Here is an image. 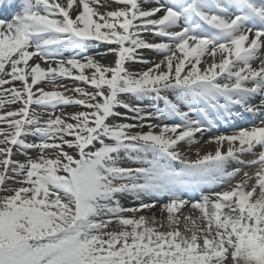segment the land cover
Instances as JSON below:
<instances>
[{
	"label": "snow or ice",
	"instance_id": "snow-or-ice-1",
	"mask_svg": "<svg viewBox=\"0 0 264 264\" xmlns=\"http://www.w3.org/2000/svg\"><path fill=\"white\" fill-rule=\"evenodd\" d=\"M13 104L0 264H264V0H21L0 19Z\"/></svg>",
	"mask_w": 264,
	"mask_h": 264
},
{
	"label": "bare ground",
	"instance_id": "bare-ground-1",
	"mask_svg": "<svg viewBox=\"0 0 264 264\" xmlns=\"http://www.w3.org/2000/svg\"><path fill=\"white\" fill-rule=\"evenodd\" d=\"M0 2H1V0H0ZM4 6L5 7L7 6V8L9 7L10 12L9 11L7 12L6 10H4V9L1 8L0 9V19L10 20L15 14H17V13H19L21 11V5L20 4H16V3L15 4L14 3H7L6 4L5 3ZM113 7H114V5H113ZM103 50H104L103 48L89 49V53L91 54V53H95L97 51H103ZM67 55H68V53H65V56H67ZM145 55H146L147 58L154 59V60H157V58L159 57L158 55H156L154 53H149V52H146ZM97 58L99 59V57H97ZM111 61H112V57H108V58L104 59L102 62L105 63V64H110ZM42 66L47 67V65H42ZM137 67H141V66H137ZM64 83H67L68 84V83H70V81H65ZM15 86L18 87L19 86V82H16L15 83ZM5 87H9V86L8 85H5ZM257 99H259V98H257ZM160 107H163V105H161ZM70 112H73V110H71ZM249 121H250L249 123L255 122V121H253L251 119H249ZM164 122H166V123H172L174 121H172V120H165ZM238 123L242 124L243 126L247 125V123L245 124V122H238ZM228 130L229 129H228V127L226 125H223L222 124L220 126V131L221 132H225V131H228ZM207 135L210 136V133L205 134L204 137L200 140V145H203V147H201L200 145H195V146L192 147L191 151L188 152V155H189L190 158H195V152L197 150L201 151V153H203L205 151L212 150V148L214 146H212V145H205L204 144V140L206 141L207 139H209L208 138L209 136H207ZM181 150L182 151H186V149L184 148V146H181ZM21 157H22V160H23L24 159L23 156H21ZM123 200H124V198L121 199V203L123 202ZM122 204L124 206L128 207L124 202ZM153 211L155 212V215L160 216L159 206L158 205H157V208L154 209ZM185 211H187V209ZM149 213L152 214L151 212H145L143 214H146L147 215Z\"/></svg>",
	"mask_w": 264,
	"mask_h": 264
},
{
	"label": "rangeland",
	"instance_id": "rangeland-1",
	"mask_svg": "<svg viewBox=\"0 0 264 264\" xmlns=\"http://www.w3.org/2000/svg\"><path fill=\"white\" fill-rule=\"evenodd\" d=\"M145 53H146V52H145ZM160 59H161V57L159 56V57L157 58V61H159ZM111 62H112V61H111ZM68 84H69V86H71V82L68 83ZM154 104H155L154 101L145 100V101L143 102L142 106L147 107L149 111H154V107H152V105H154ZM161 104H162V103H161ZM19 107H20L19 104L7 105V106L5 107L4 110H0V114H2L4 111H8V110H16V109H18ZM159 107H160V106H159ZM69 110H70V111L73 110V112H74V111H78L79 109L74 108V107H68V108H65V111L70 113ZM204 141H205V140H204ZM32 155L34 156L35 153H32ZM23 158H24V157H23ZM13 159L22 160V157H21V155H19V154H15V155L13 156ZM125 166H129V165H125ZM246 170H247V169H246ZM218 190H219V189H218ZM128 203H129V204H128L127 206H134L133 204H130V203H131V200H130ZM145 215H146V214H145ZM147 215H151V214L149 213V214H147ZM156 216H157V215H156ZM157 218H160V216H157Z\"/></svg>",
	"mask_w": 264,
	"mask_h": 264
}]
</instances>
